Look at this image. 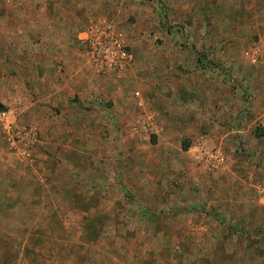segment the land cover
I'll return each mask as SVG.
<instances>
[{"label":"rangeland","instance_id":"1","mask_svg":"<svg viewBox=\"0 0 264 264\" xmlns=\"http://www.w3.org/2000/svg\"><path fill=\"white\" fill-rule=\"evenodd\" d=\"M22 1L0 0V27ZM66 1L78 33L114 22L131 63L88 67L100 123L72 134L65 106L37 108L32 74L2 83L0 52V110L37 134L30 165L0 130V264H264V0ZM202 137L221 169L195 160Z\"/></svg>","mask_w":264,"mask_h":264},{"label":"crops","instance_id":"2","mask_svg":"<svg viewBox=\"0 0 264 264\" xmlns=\"http://www.w3.org/2000/svg\"><path fill=\"white\" fill-rule=\"evenodd\" d=\"M15 6L12 19L17 22L6 16L1 20V67L6 73L2 83L25 84L32 76L35 103L37 108L42 107V114L50 116L52 107L65 106L68 119L62 131L85 133L86 124L93 120L100 123V116L83 104V100L89 102L95 96H90V91L98 79L91 75L77 44L81 20L69 11L66 0H27ZM66 137L72 141V136Z\"/></svg>","mask_w":264,"mask_h":264},{"label":"built area","instance_id":"3","mask_svg":"<svg viewBox=\"0 0 264 264\" xmlns=\"http://www.w3.org/2000/svg\"><path fill=\"white\" fill-rule=\"evenodd\" d=\"M3 1L9 6L19 0ZM77 43L83 52L86 64L96 76L120 78L131 63L125 34L114 22L88 18L77 36ZM0 130L2 141L10 153L30 165L35 162L37 134L32 128L17 124L7 111L0 110ZM131 133L148 142L150 136L154 135L150 117H140L131 127ZM196 146L195 160L209 166L211 170H219L223 167L219 150L211 146L207 138H200ZM260 194L264 198V190Z\"/></svg>","mask_w":264,"mask_h":264},{"label":"trees","instance_id":"4","mask_svg":"<svg viewBox=\"0 0 264 264\" xmlns=\"http://www.w3.org/2000/svg\"><path fill=\"white\" fill-rule=\"evenodd\" d=\"M201 61V60H200Z\"/></svg>","mask_w":264,"mask_h":264}]
</instances>
